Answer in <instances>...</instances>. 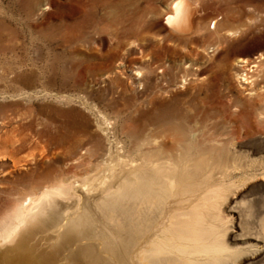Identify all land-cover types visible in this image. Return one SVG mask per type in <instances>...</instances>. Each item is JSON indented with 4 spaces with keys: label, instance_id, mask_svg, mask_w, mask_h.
<instances>
[{
    "label": "rangeland",
    "instance_id": "obj_1",
    "mask_svg": "<svg viewBox=\"0 0 264 264\" xmlns=\"http://www.w3.org/2000/svg\"><path fill=\"white\" fill-rule=\"evenodd\" d=\"M29 1L0 0V154L7 155L0 157V216L32 192L24 179L47 167L67 169L88 148L99 147L102 162H116L119 148L120 158L137 161L131 135L151 116L169 120L158 158L209 150L221 164L235 160L247 166L225 177L238 180L231 195L257 194L262 176L253 172L264 167V0H251L249 6L223 0L214 4L224 10L218 13L213 4L204 6L208 16L219 19L218 35L228 34L224 40L214 30L169 35L162 21L173 0H107L103 8L98 2V17L107 19L99 20L97 31L90 33L93 41L78 53L56 42V27L72 22V0H41L27 16L24 4ZM128 13L153 24L128 41L124 60L139 57L151 45L155 54L116 64L108 81H95L85 53L104 52L111 44L113 20ZM58 53L63 58L55 62ZM253 64V72L243 71L251 81L244 83L242 69ZM263 212L259 208L249 223L256 224Z\"/></svg>",
    "mask_w": 264,
    "mask_h": 264
},
{
    "label": "bare ground",
    "instance_id": "obj_2",
    "mask_svg": "<svg viewBox=\"0 0 264 264\" xmlns=\"http://www.w3.org/2000/svg\"><path fill=\"white\" fill-rule=\"evenodd\" d=\"M221 1L173 0L169 12L163 16L162 28L169 35L199 34L206 30H214L218 35L219 19L208 16L203 7ZM238 1L243 6L251 5V0ZM72 2V22L62 21L56 27V42L69 53H78L93 41L92 30L96 32L98 23L107 19L97 14V3L103 8L107 0ZM24 5L27 16L33 15L41 6V0H30ZM215 10L218 13L223 8ZM119 15L113 20L115 26L108 48L101 53L91 49L85 53L83 60H89L88 67L94 72L95 81H108L116 64L133 63L139 57L155 54L151 45L143 48L139 57L124 60L122 54L128 41L137 40L153 21L146 19L148 23H145L132 14L133 19L130 13ZM137 42L133 41L134 46L140 47ZM62 58L58 53L55 62ZM239 61L247 64L244 59ZM253 67L257 65L242 69L244 83L251 81L249 72L243 71L253 72ZM168 121V118L151 116L148 124L131 135L139 155L137 161L120 158L119 148L116 162H100V149L95 146L86 149L85 156L82 153L72 158L67 169L47 167L30 179H24V186L32 192L8 205L0 216V264L261 262L264 259V215L254 225L249 221L259 208H264V167L257 166L259 172H253L254 176H262L257 194L238 199L235 193L231 195L238 180L225 177L230 170L243 167L245 170L246 165L235 160L221 164L209 150L196 156L184 151L162 159L157 157L156 151H162L166 144L161 132ZM0 157L4 159L7 155L0 154ZM225 203H228L226 210Z\"/></svg>",
    "mask_w": 264,
    "mask_h": 264
}]
</instances>
